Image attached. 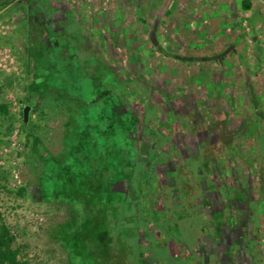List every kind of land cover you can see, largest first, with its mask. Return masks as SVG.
<instances>
[{
  "label": "rangeland",
  "instance_id": "obj_1",
  "mask_svg": "<svg viewBox=\"0 0 264 264\" xmlns=\"http://www.w3.org/2000/svg\"><path fill=\"white\" fill-rule=\"evenodd\" d=\"M145 1L0 0V213L21 264H220L200 257L218 231L225 261L264 264V0ZM194 7L226 15H183L180 37L214 43L171 44L164 13ZM102 109L129 149L109 171Z\"/></svg>",
  "mask_w": 264,
  "mask_h": 264
},
{
  "label": "trees",
  "instance_id": "obj_2",
  "mask_svg": "<svg viewBox=\"0 0 264 264\" xmlns=\"http://www.w3.org/2000/svg\"><path fill=\"white\" fill-rule=\"evenodd\" d=\"M243 8L244 9H249L250 8V2L245 0L243 1ZM68 100H75L74 97H69ZM79 101V100H77ZM80 102V101H79ZM8 113V108L7 105L5 104H0V115H6ZM101 115L100 120H97L98 118H96L95 116V124L100 125V128H111L112 132H113V137H114V143L112 140L109 141V137H104L103 135H100L99 138L95 137L94 139H91V144L90 145H94L95 149L98 148H107L109 149V145H112V148L107 152L106 154V169L109 171L110 168L114 165L116 167H121L124 165V160L127 158V153L129 152V149L127 148V146L124 145H120L118 143L119 140H123L125 139V133L124 130L122 128V126L119 125V122L117 123V121H115L114 119V114L112 112H106L103 111V109L101 110ZM105 114V115H104ZM93 113H91V116L88 115L86 117V120H84L83 123H85V125L87 127H90L89 121L91 119H93ZM99 121H101V124L98 123ZM85 125H83L81 128L85 129ZM103 125V126H102ZM77 129H80V126H77ZM76 134V133H75ZM86 134L84 132H82V130L77 131L76 137L74 138H69V144L68 146L70 151H71V155L69 156V159L67 161H73V167H76L80 162H81V158L79 159V155L81 157V154L83 153L84 150H81V143L83 140H86ZM109 143H107V142ZM105 142L108 144L105 147ZM90 146L88 145V148ZM71 148H74L75 150H77V152H74ZM87 148V146H86ZM93 155H95V153H93ZM103 158V156H102ZM79 159V160H78ZM94 164H96V162L98 163V161H100V159L98 160L97 156L95 157ZM105 161V160H104ZM110 161V162H108ZM67 169H64L66 177L68 176V179L73 180L76 179V176L73 173H68L66 172ZM70 171V170H69ZM72 174V175H71ZM70 176V177H69ZM104 177V175H103ZM74 178V179H73ZM100 181L103 182L104 179L102 178V176H100ZM209 206V205H208ZM202 210V209H201ZM200 210V211H201ZM219 212V211H217ZM215 211L212 210H208V212L203 213L204 215H206V217L210 218L211 222V231H213V227H215L218 223V221L216 220V213ZM202 213V212H201ZM222 216V213H220V217ZM233 217H229L227 218L228 221H232ZM234 219V218H233ZM234 223V222H232ZM234 225V224H233ZM215 232V231H214ZM216 234V232H215ZM217 234H219L217 236V240L215 242L213 241H209L208 245H205L204 247L201 248V255L200 257L202 258L203 254L205 257H207V255L209 253H215L217 259L219 260L220 264H234L233 259H231L230 261H225L224 260V256L223 253L226 250L225 249V237L223 236V233H219V231L217 232ZM209 239V238H208ZM12 243H13V238L10 235L9 231L7 230V228L1 223V213H0V264H21L19 262V260L17 259V250L12 248ZM252 243V240L248 241L247 244ZM214 246V249H211L210 247ZM227 248V247H226ZM208 258L204 259V261H206Z\"/></svg>",
  "mask_w": 264,
  "mask_h": 264
},
{
  "label": "crops",
  "instance_id": "obj_3",
  "mask_svg": "<svg viewBox=\"0 0 264 264\" xmlns=\"http://www.w3.org/2000/svg\"><path fill=\"white\" fill-rule=\"evenodd\" d=\"M149 1L150 0H146L145 1V7L146 6H148L149 5ZM173 3H177L178 5H179V3H180V1H182V0H171ZM187 1H189V0H187ZM190 1H192V2H197L198 4H200V1L201 0H190ZM222 1H224V0H222ZM221 1V2H222ZM243 1H245V0H243ZM247 1H249L250 2V7L251 6H253L252 5V0H247ZM170 3L169 4V6L171 7L172 5H174L175 6V4H173V3ZM221 2H219V3H221ZM262 4H264V3H262V1H260V3H257V5H256V12H254L253 13V15L252 16H255V15H260L261 14V12L259 11H257V10H262V8L264 9V6L262 5ZM99 6V5H98ZM215 9V8H214ZM206 11L207 12H210V14H207L206 13ZM217 11H218V13L219 14H216L217 13ZM216 12V13H215ZM214 12V10H210V9H206V8H204L203 10L202 9H197V8H193V10H189L188 12H186V10H183V11H179V10H173V11H166L165 13H164V15H163V19L166 17V19L167 18H169L170 20H169V28H168V31H167V34H168V38H167V40H169L170 41V43L171 44H195L196 42V44H213V43H211V41H210V39L211 38H213L214 39V35H213V33L215 32V31H212L211 29H209V30H206L205 28L202 30V32L203 33H205V35H203V37H204V43H200V42H198V41H196L195 42V39H184V38H181L180 37V34L182 33V32H184V28H185V25H183L182 24V22H181V19H178V18H181V16H183V15H185V16H189V15H191L192 14V16H193V20L194 21H196V22H198L199 20L197 19L198 17H200V15L202 14V15H204V16H215V15H220V16H225L226 15V11L225 10H223V9H218V10H216ZM262 15V14H261ZM229 16H230V14H229ZM264 16V15H263ZM255 17H257V16H255ZM166 19H165V21H166ZM224 22H226V24H228L229 22H230V19L228 20V21H224ZM232 22V21H231ZM233 23V22H232ZM194 24L192 23V26H193ZM198 28H199V26H198ZM228 28V27H227ZM208 29V28H207ZM182 30V31H181ZM169 33H170V35H169ZM228 33V34H227ZM231 32L228 30V32H226V35L223 37V39H224V44L225 43H228V41H229V39L231 38ZM74 36H75V34H73ZM71 36H72V34H71ZM169 36H170V38H169ZM236 36H237V34H236ZM175 38V39H174ZM71 39H73V37L71 38ZM212 39V40H213ZM215 40V39H214ZM216 40H219V38H216ZM75 41V40H74ZM78 43H80V41H78L77 42V44ZM224 44L222 45V44H219V45H221V46H224Z\"/></svg>",
  "mask_w": 264,
  "mask_h": 264
},
{
  "label": "built area",
  "instance_id": "obj_4",
  "mask_svg": "<svg viewBox=\"0 0 264 264\" xmlns=\"http://www.w3.org/2000/svg\"><path fill=\"white\" fill-rule=\"evenodd\" d=\"M256 27H257L256 30L258 33L257 39H258L260 48L264 54V21L259 23Z\"/></svg>",
  "mask_w": 264,
  "mask_h": 264
},
{
  "label": "water",
  "instance_id": "obj_5",
  "mask_svg": "<svg viewBox=\"0 0 264 264\" xmlns=\"http://www.w3.org/2000/svg\"><path fill=\"white\" fill-rule=\"evenodd\" d=\"M29 111H30V107L29 106H25L23 108L22 117H23V122L24 123L28 122Z\"/></svg>",
  "mask_w": 264,
  "mask_h": 264
}]
</instances>
